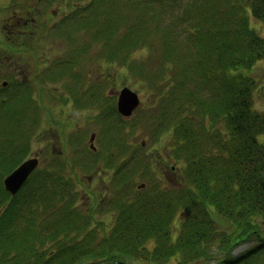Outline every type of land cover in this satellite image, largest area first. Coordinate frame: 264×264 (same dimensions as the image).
Listing matches in <instances>:
<instances>
[{"label": "trees", "instance_id": "obj_1", "mask_svg": "<svg viewBox=\"0 0 264 264\" xmlns=\"http://www.w3.org/2000/svg\"><path fill=\"white\" fill-rule=\"evenodd\" d=\"M177 1L184 2H95L110 4L88 16L99 26L87 27L105 57L157 93L149 133L167 127L164 160L179 163L181 180L153 192L172 201L151 212L155 197L141 202L125 193L100 220V196L87 210L78 199L90 157L63 161L70 172L54 159L55 174L38 167L16 194L6 190L4 177L30 155L40 127L26 91L0 107V264H130L127 258L143 255L151 264H264V112L254 105L257 79L245 72L264 58V34L251 24L264 22V0H189L186 12L175 11ZM115 101L99 113L106 134L98 145L91 135L90 152L96 157L103 148L110 160L119 153L115 166L129 182L141 167L123 161L133 159L132 145ZM241 242L248 246L235 252Z\"/></svg>", "mask_w": 264, "mask_h": 264}, {"label": "rangeland", "instance_id": "obj_2", "mask_svg": "<svg viewBox=\"0 0 264 264\" xmlns=\"http://www.w3.org/2000/svg\"><path fill=\"white\" fill-rule=\"evenodd\" d=\"M102 1L98 0L97 2ZM89 2L91 0H81V4ZM177 2L173 5L175 11L180 8V10L186 12L187 4L185 2H189V0H184L182 3L180 1ZM109 4H90L92 6H87V8L90 6L88 10L91 9L89 13L86 12L85 14V9H81L79 14H72L69 29L62 30L61 32L56 31L47 43V48L51 51L49 53L50 57L47 61L45 59V63L43 62V53L40 50L42 55L39 65L42 67V70L36 72L35 63H33L32 66L35 67L31 68L30 72H24L26 77L32 78L34 86L32 93L29 90V95L31 94L32 97H35L34 101L37 103L33 104L36 106V109L33 110L30 118L35 121H40V128L35 135L36 137L33 141L34 144L32 145L30 154L40 158L39 162L42 165V169L53 170V173L56 167L50 164L56 158L59 160L60 165L65 166L61 168L64 170L68 169V172H70L73 168L71 165L66 166L63 161L68 160L75 165L77 160H85L87 162L90 157L85 167L77 165L83 169V171H80V174L78 173L81 179L78 185L80 188V196L78 199L83 205L82 209L86 208L87 210L89 205L96 204L94 201L95 196H100L103 201L98 206L95 205L97 216L100 220L108 216L117 198L125 195V193L132 200L138 199L141 202L144 199H153L155 197V201H159V203L157 206L156 203L152 205L155 208L151 212L160 208L161 211L165 210L168 201L172 200L166 199V197L159 200L156 196L161 194L153 191L155 189L162 191L165 186L177 187L180 185L181 180V172L177 167L179 163L176 165L173 160H164V145L169 138L167 127L155 132L154 135L149 133L150 127L148 124L152 122L150 118V105L154 104L153 101H155L157 93L151 88L147 89L144 80L139 78L134 79L133 77L136 76H133L130 71L123 69L118 59H113L114 62L112 63V61L105 57V52H103L105 45L101 40H96L87 31L88 26L92 27V29L99 26L95 20L88 21V16L90 14L98 16V8L100 6L103 7V5L108 6ZM83 11L84 15L79 17ZM169 13L170 10L166 14L169 16ZM95 18L102 20L101 16ZM172 21L173 19L170 14L165 23L168 24ZM251 24L262 35L264 34L263 21L253 18ZM114 38L117 40V37ZM61 59L62 61L70 59L69 73L67 66V68L57 71L54 76H44V73L51 66L56 67L58 64H61ZM13 62H16V60H13ZM24 62L27 63V61ZM27 68L30 67L25 66L24 70ZM245 72H250L257 79L259 87L255 91L254 105L259 111L264 112V58L258 60L251 70H245ZM74 81H78L80 85L82 84V87H78L76 85L78 83ZM28 83H24V86L27 85L29 88H32L31 81ZM124 86H129L137 91L142 100L141 106L131 116H123L121 117L122 120H120H124L126 123L123 138L127 143L129 142L132 145L129 146V150L133 157L132 160H130L129 156V158L123 161L127 163L128 168H130V165L141 167L138 175H134L129 182L127 180L125 181L121 176L124 169H118L115 166L119 153L116 154L117 159L110 160L109 152L108 154L103 153L102 148L96 157H94L90 152L89 140L91 134H96L97 140H94V142L98 145L101 134L105 136L106 128L103 123L98 121L99 113L103 108H108L109 104L116 102L115 100H117ZM21 93L20 99L25 96V92L22 91ZM92 95H95L96 99ZM17 96L14 94L13 99H17ZM103 97H107L106 100ZM15 101L10 102L9 105L14 104ZM78 101L79 103H77ZM17 103L19 106V114H22V105L18 101ZM114 133L116 132L112 131L113 135ZM51 138L54 139L57 145L55 157H53L51 150L48 149ZM168 152L169 150L167 149ZM82 155L84 157H81ZM140 164H147L148 169L146 171L142 170L147 167H143ZM173 165H176V168H173ZM2 171L3 165L0 159V172ZM109 176L114 177V179H110ZM75 179L77 180L78 177H75ZM142 183L144 185L140 186ZM115 191L118 192V195L115 194ZM110 199H113L112 202H109ZM146 206L150 208L149 204ZM171 224L176 230L178 219L175 218ZM247 246L248 243L241 242L234 246V251L239 252ZM139 257L138 259L136 257H134L135 259L129 257L127 260L130 264H151L147 260L146 255ZM174 264L179 263L175 262Z\"/></svg>", "mask_w": 264, "mask_h": 264}, {"label": "flooded vegetation", "instance_id": "obj_3", "mask_svg": "<svg viewBox=\"0 0 264 264\" xmlns=\"http://www.w3.org/2000/svg\"><path fill=\"white\" fill-rule=\"evenodd\" d=\"M97 1L91 0L89 3L81 4V0H0V107L8 98H13L14 94L20 97L22 91L31 90L32 93L34 86L32 78L26 77L24 72H30L35 66L36 72L41 71L40 57L43 53L44 63L50 57L51 50L47 48V43L52 35L56 31L68 30L71 15L79 14L81 9L86 11L88 5H93ZM60 62L61 64L56 67L51 66L44 76H54L57 71L67 68L70 59L64 61L61 59ZM25 66L30 68L24 70ZM30 81L32 88L24 86V83ZM48 149L55 157L57 145L52 138Z\"/></svg>", "mask_w": 264, "mask_h": 264}, {"label": "water", "instance_id": "obj_4", "mask_svg": "<svg viewBox=\"0 0 264 264\" xmlns=\"http://www.w3.org/2000/svg\"><path fill=\"white\" fill-rule=\"evenodd\" d=\"M142 100L137 91L124 86L118 96L117 107L123 116H131L133 112L141 105ZM94 135L92 136V139ZM94 147V144H91ZM39 164L38 157H29L18 165L11 173L4 178L5 188L12 194H16L23 184L27 181L30 174ZM144 185L143 183L140 185Z\"/></svg>", "mask_w": 264, "mask_h": 264}]
</instances>
